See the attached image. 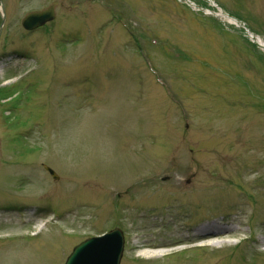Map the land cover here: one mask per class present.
Listing matches in <instances>:
<instances>
[{"label": "rangeland", "instance_id": "obj_1", "mask_svg": "<svg viewBox=\"0 0 264 264\" xmlns=\"http://www.w3.org/2000/svg\"><path fill=\"white\" fill-rule=\"evenodd\" d=\"M1 1L0 264H63L114 226L120 264H264V49L218 13L264 41V0ZM225 216L221 246L132 259Z\"/></svg>", "mask_w": 264, "mask_h": 264}, {"label": "bare ground", "instance_id": "obj_2", "mask_svg": "<svg viewBox=\"0 0 264 264\" xmlns=\"http://www.w3.org/2000/svg\"><path fill=\"white\" fill-rule=\"evenodd\" d=\"M224 18H226L225 16H223ZM229 21L235 22V20L226 18ZM237 23V22H235ZM253 40L258 43L263 49H264V41L260 38V37H254ZM178 174V173H176ZM179 175V174H178ZM182 178L180 177H175L173 179V181L171 182L172 190L173 191H184L186 190L185 188L182 187ZM175 200V199H174ZM188 201L189 200H185ZM192 202V201H191ZM191 207H196L197 205L194 204V202L192 204H190ZM164 220H162L161 222H163ZM222 224L226 225V227H221L220 223L215 222V221H211V222H207L203 225H197V227L195 228H188L186 231H176L175 233L178 234V240H170L168 239H154V240H143L142 242H133L131 244V248L133 251H135V253L137 251H139L141 254H136V258L137 259H141V260H150V259H155V258H159L163 255H165L163 252V250H160V247H164V246H171V247H167L169 252L173 253L176 252L178 250L181 249V247H179L177 244L178 243H187L189 247H195V246H210V247H215L216 245H223L224 239L234 235L235 228H233L231 225H233V219H230L229 217L226 219H223ZM160 223V222H159ZM166 223V222H164ZM156 224V223H154ZM157 225V224H156ZM185 232H188L187 234H185ZM264 236V235H263ZM224 237V238H223ZM214 239H222L218 242H215ZM263 239H259V242L261 243ZM199 241L203 242L200 243ZM192 243V244H190ZM199 243V244H197ZM175 244V245H174ZM157 251H161L158 252Z\"/></svg>", "mask_w": 264, "mask_h": 264}, {"label": "water", "instance_id": "obj_3", "mask_svg": "<svg viewBox=\"0 0 264 264\" xmlns=\"http://www.w3.org/2000/svg\"><path fill=\"white\" fill-rule=\"evenodd\" d=\"M53 8L28 14L22 21L27 29H32L53 18ZM122 241L118 234H108L102 238L87 240L75 247L66 264H118Z\"/></svg>", "mask_w": 264, "mask_h": 264}]
</instances>
